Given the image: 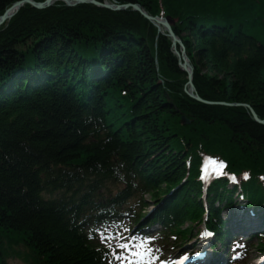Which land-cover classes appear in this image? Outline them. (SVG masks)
Wrapping results in <instances>:
<instances>
[{"label":"trees","instance_id":"obj_1","mask_svg":"<svg viewBox=\"0 0 264 264\" xmlns=\"http://www.w3.org/2000/svg\"><path fill=\"white\" fill-rule=\"evenodd\" d=\"M16 1L0 0V14ZM115 1L174 20L200 97L249 104L264 119V0ZM186 81L170 39L131 8L24 4L4 23L0 264L6 242L27 249L32 264H105L80 220L99 221L108 204L145 191L156 206L150 219L185 236L203 221L204 155L250 172L243 189L261 205L264 125L245 107L191 99ZM182 114L190 124H181ZM111 177L125 189L101 203L99 190ZM56 190L58 199L41 195ZM234 190L223 180L209 186L207 226L216 239Z\"/></svg>","mask_w":264,"mask_h":264},{"label":"water","instance_id":"obj_2","mask_svg":"<svg viewBox=\"0 0 264 264\" xmlns=\"http://www.w3.org/2000/svg\"><path fill=\"white\" fill-rule=\"evenodd\" d=\"M55 1H60V0H44L42 2H36L34 0H18L14 3H12L8 8L4 10V12L0 15V26L6 22L8 19H10L15 13L24 5V4H29L34 8H46L51 6ZM65 2L66 5H75V4H80V3H90L96 6L108 8V9H114V10H123L128 7H131L132 9L138 11L143 17L151 21L157 28L158 32L164 33L167 35L171 41H172V48L174 50L175 55L178 58V65L179 67L184 70L187 73V83L186 86L187 88L184 89L185 93L195 99L196 101L205 103V104H221V105H226V106H244L247 107L253 117V119L260 124H264V120H261L258 118L254 110L247 104H240V103H225V102H212V101H206L203 100L198 93L196 92V89L193 85L192 82V71L193 67L191 62L189 61L187 54L185 52L184 45L182 41L174 34V32L171 29V24L172 22L170 21L169 18H165L163 20H159L155 17H152L148 15L138 4H107V3H101L98 0H62ZM162 27V29H161ZM176 46H179V50H177ZM182 123L187 124L190 123V121L186 120L185 116H181Z\"/></svg>","mask_w":264,"mask_h":264},{"label":"rangeland","instance_id":"obj_3","mask_svg":"<svg viewBox=\"0 0 264 264\" xmlns=\"http://www.w3.org/2000/svg\"><path fill=\"white\" fill-rule=\"evenodd\" d=\"M44 1V0H43ZM62 3H64L65 4V2L64 1H62V0H60ZM101 3H107V4H109V5H111V4H116V2L114 1V0H99ZM40 2H42V1H40ZM80 4H87V3H80ZM90 4V3H89ZM27 5H29V4H27ZM66 5V4H65ZM78 4H75V5H72V6H70V5H68V7H75V6H77ZM91 5H93V4H91ZM31 6V5H30ZM94 6H96V5H94ZM32 7V6H31ZM97 7H100V6H97ZM34 8V7H33ZM100 8H104V7H100ZM37 9V8H36ZM39 10H41L40 8H38ZM104 9H108V8H104ZM108 10H111V11H117V10H114V9H108ZM170 20H172V19H170ZM173 22V21H172ZM149 203V207H147V211H146V213L147 212H149V211H151V209H152V202L150 201V202H148ZM239 203V198H237V197H235V196H232L231 195V198L229 199V203H228V205L225 207V208H227V210H224L223 211V213H222V218H224V217H229V215H232V214H234L233 212H234V208L237 206V204ZM200 229V226L199 227H196L195 229H194V235H197V232H198V230ZM204 230H202L201 229V235H202V232H203ZM156 231H153L152 232V234L154 235V233H155ZM126 233V230L125 229H122L121 230V232H116L114 235L113 234H111V231L110 230H108V231H103V230H100L99 232H98V235H99V240L101 239V241H103V242H105V243H108L110 240H112V239H116L117 237H120V236H122V235H124ZM108 236V237H107ZM197 238V236L195 237V239ZM140 243V242H139ZM254 243H256V240L254 241ZM188 246V245H187ZM142 247H152L153 249H154V251H158V253H160V254H162V256L163 257H167L171 252H170V250L172 249L170 246H169V243H163L162 245H160V246H158L156 243H155V241L153 240V241H148V242H145V243H140L139 244V246H137V248H135V249H140V248H142ZM170 247V248H169ZM14 248H16V249H18L20 252L22 251V250H24V248L22 247V246H14ZM178 249H176V251H177ZM175 251V252H176ZM119 254H125V252L123 251V249L122 248H119V250L117 251ZM247 256H249V259H248V261L247 262H249L250 263V261H256V260H260V261H264V256H258L257 255V252L256 251H254V250H252V252L251 251H248L247 252ZM223 257L225 258L226 256H225V254L223 253ZM227 258V257H226ZM234 262H236V263H238V260H234ZM118 264H121L120 263V261L119 262H117ZM7 264H23V263H21V261L20 260H17L16 258H10V259H8V261H7Z\"/></svg>","mask_w":264,"mask_h":264},{"label":"snow or ice","instance_id":"obj_4","mask_svg":"<svg viewBox=\"0 0 264 264\" xmlns=\"http://www.w3.org/2000/svg\"><path fill=\"white\" fill-rule=\"evenodd\" d=\"M221 167H222V165H221ZM136 255H141L140 253H136Z\"/></svg>","mask_w":264,"mask_h":264},{"label":"bare ground","instance_id":"obj_5","mask_svg":"<svg viewBox=\"0 0 264 264\" xmlns=\"http://www.w3.org/2000/svg\"><path fill=\"white\" fill-rule=\"evenodd\" d=\"M0 15H1V14H0ZM4 23H5V22H4ZM4 23H3V24H4ZM3 24H2V25H3ZM2 25H1V26H2ZM1 26H0V27H1Z\"/></svg>","mask_w":264,"mask_h":264}]
</instances>
